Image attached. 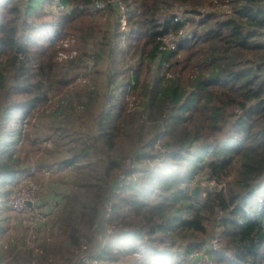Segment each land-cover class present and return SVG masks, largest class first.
<instances>
[{"label": "trees", "instance_id": "16d2710c", "mask_svg": "<svg viewBox=\"0 0 264 264\" xmlns=\"http://www.w3.org/2000/svg\"><path fill=\"white\" fill-rule=\"evenodd\" d=\"M180 6L187 16L173 12ZM53 7L61 10L51 20ZM101 11L112 19L102 22ZM106 24L112 32H102ZM189 26L194 28L188 31ZM263 32L264 0H0V206L7 204L15 179L28 172L30 155L40 150L20 126L47 104L48 95L59 98L77 79L76 74L65 80L58 71V53L68 50L58 42L75 38L71 49L78 55L64 63L81 62L80 91L94 72L100 75L96 67L103 58L110 65L103 93H95L91 80L93 91L65 96L67 104L59 108L60 122L71 106L79 120H88L84 129L93 130L56 127L53 143L67 141L70 156L56 166L35 163L41 175L58 168L71 174L70 180L60 175L52 182L67 185V195L50 189L44 195L46 203L55 201L50 209L58 219L56 233L38 240L34 229L30 241L22 233L4 241L0 264H80L82 255L76 259L73 252L91 243L112 176L128 156L133 172L143 175L141 184L115 200L109 222L129 229L99 236L95 264H191L186 257L199 251L207 264H264ZM89 38H95L94 61L83 50ZM12 57L18 65L10 63ZM145 71L153 75V85ZM142 97L150 110L155 105L160 110L149 117L156 121L147 126L152 135L143 144L133 140L140 134ZM71 99L82 111L77 113ZM12 120L15 128H9ZM20 137L33 150L19 149ZM124 137L130 145L122 152ZM96 149L121 152L103 163ZM142 162L148 165L143 170ZM199 176L222 185L202 203L188 188ZM155 196L159 202L151 200ZM128 211L142 220L135 229L121 216ZM209 219L217 234L207 232ZM3 230L0 223V234ZM213 236L217 250L209 248Z\"/></svg>", "mask_w": 264, "mask_h": 264}, {"label": "rangeland", "instance_id": "374dc122", "mask_svg": "<svg viewBox=\"0 0 264 264\" xmlns=\"http://www.w3.org/2000/svg\"><path fill=\"white\" fill-rule=\"evenodd\" d=\"M99 9L101 10H104V7L105 6H101V5H97ZM216 9V8H215ZM61 9L60 8H56V7H53L51 8V12L54 14V16H50V18L48 19H51V20H54L58 15V11H60ZM220 13H223L226 9L225 8H219L217 9ZM48 11V9L46 10ZM187 11V9L185 7H178L177 9H174L173 12L176 13L178 15L179 18H182L184 16H187V14H185V12ZM49 12V11H48ZM100 13H104L105 14V18H101L102 22L104 21H107V18L109 15L107 11H101ZM110 19H112V16H109ZM97 19L99 18L98 16L96 17ZM100 19L98 20V23H100L101 21ZM112 23H110L111 25ZM121 25H125V20L124 19H121ZM124 28V27H123ZM194 27L193 26H189V29H187L188 31H191ZM102 29V32L103 31H107L108 29V24L106 25H103L101 27ZM110 32H112V28L108 29ZM185 30V31H187ZM264 33V32H263ZM264 35V34H263ZM69 37V36H67ZM65 38L63 37L60 41L61 42H58V43H62L63 41L65 40H69L72 45H76V42H75V38L74 37H69V38ZM177 39V38H176ZM263 39H264V36H263ZM165 43H167V45H171L172 44V40L171 39H168V41ZM59 44H57L56 47H58ZM86 50V52H88V54H90V59L91 58L93 59V61L95 60V58L93 57V55L95 54V38H89V41L84 45V48L83 50ZM77 53V51H76ZM78 55V53H77ZM56 60V59H55ZM66 60L63 58V57H58L57 56V63H58V66H59V70L58 71H61V75H64L63 78L65 80H72L74 79L75 75L77 74V79L75 80V82L73 84H71L67 90H63L61 93H64L62 94V96H60L59 98H49V95H48V102L47 104L44 102L39 110L37 111V113L33 116V118L29 121H24V124L20 126L23 127L21 128V130L19 131L20 133H22L23 131V134L24 136L28 134V137L30 139V141H35L36 140V143L37 144V148L40 149V150H37V153H35V156H32L30 155L28 161H29V164L27 166V169H28V172L25 174V177L21 178V181L18 182L17 180L20 178L19 176L15 179V181H17L18 183H16V185L14 187H11V191H14V190H17L18 188H20L21 186H23L24 184H26V181H30L31 179H33L34 177H31L30 176V172L32 170V174L31 175H34L36 173V162L38 161H41L40 159L41 158H45V157H51L53 158L52 161L53 162H59L61 160H63V158L66 156V155H69L70 156V152L68 151V147H67V141L66 142H63L62 141V144L61 142L59 143H56L55 144L53 143V133L55 134V128L56 127H65V126H68L69 128H72L73 127V131H87L89 132V130L91 129V126L87 129H84L85 127L84 126H88L89 125V122L88 120H79V118H77L74 113H73V108L70 106V110L71 111H67V114H66V117L65 119H63L62 122L59 121L58 119V115H59V111H60V107L65 104H67V101H66V98H64L65 96H69L72 98V96H74V93H85L87 90L88 92L90 91H93V87L94 85L91 83V80L94 84H96L97 86V89H96V92L95 93H103L104 91V88L105 86L108 84V75L107 73L109 72V63L106 59H102L99 63V65L96 67V72L99 71L100 75H96L95 72L93 74V76L91 75L90 77H88V80H89V83H90V86H89V83L87 84L88 86V89H86L87 87H84L81 91L80 89L82 88L81 85H79L80 83H83V79H81V75L84 73L83 70H80L81 67H82V64L81 62H77V64H65ZM10 63H14L16 65H18L16 63V60L15 58H11L10 60ZM8 63L5 62L3 66H6ZM13 64V65H14ZM90 64V66L92 65V63H88V65ZM15 65V66H16ZM78 67L80 69H78ZM89 69V67H88ZM95 71V70H94ZM145 75H146V79L148 80V83L149 85H153V80H152V77L153 75L152 74H149L148 71H145ZM156 73V72H155ZM60 76V75H59ZM57 76V78L59 77ZM62 77V76H61ZM78 77L80 79H78ZM86 89V90H85ZM73 94V95H72ZM64 98V99H63ZM70 98H68L69 100ZM61 101V102H58L57 101ZM76 100H77V97H76ZM75 99H71V102L72 103V106H75V110H77V113L82 111V106H79V103L76 101ZM102 101L103 99L101 100V104H102ZM140 101V100H139ZM141 105L140 103L138 104L137 108L139 109V112L141 114V119L140 121L137 120V126H138V129L137 131H140V134L139 133H135L133 134V140L137 141L138 143H145L147 141V139H149L152 135V133H149L148 132V128L147 126L150 124V123H153L154 121H156V119H154L153 121H150L149 120V117H151V114L153 115H157L158 114V111L160 112L159 108L157 105H155V107L151 108V110L149 109V107H147L148 105V101H144V98L142 97L141 99ZM100 103L96 102L94 104V107L92 106V112L94 115H96L98 112H99V106ZM62 106V107H63ZM147 107V109H146ZM66 108H67V105H66ZM64 108H62L63 110ZM97 109V110H95ZM147 112L149 111L148 113H144V112ZM76 113V114H77ZM83 121V123L81 122ZM10 127L9 128H15V124L16 122H14V120H12L10 122ZM60 123H63V125L61 126ZM80 127L82 129H80ZM128 127V126H127ZM140 129V130H139ZM93 130V128L91 129V131ZM90 131V133H91ZM141 138H140V136ZM24 136H23V139H24ZM47 138V139H46ZM23 139L20 137V140H21V146L19 147V149L23 150V152H27V150L30 149V147L32 148L33 150V147L30 145L29 141L27 140V142H23ZM124 142H122V147L124 148L121 149L122 152L126 151V148L128 145H130L129 143L130 142H126L127 138L124 137ZM16 146L18 147L19 144H16ZM98 150H100V147L97 146L96 147ZM97 149L95 151V154L96 156H100L102 159H103V163H106L107 160H111L113 159V157H116L117 154H120L121 151H117L116 153L114 152H97ZM38 155V156H37ZM95 156V157H96ZM98 158V157H96ZM152 166L155 164L154 162L151 163ZM148 165H146L144 162L140 163V169L143 170L145 169V167H147ZM59 169V168H58ZM57 171V170H56ZM55 171V175L53 176L52 173H50L51 175L48 176V180H50L51 178V182H50V185H49V188L51 191H54L56 194H63V195H67V193L69 192V187L67 185H57L55 186L52 182L57 179L60 175H63V177L65 176L66 180H70L71 179V174H68L69 171L66 172V169H62V170H58L57 172ZM139 178H142L143 175L142 174H139L137 173ZM117 176V171L116 173L112 176L113 179ZM29 177V178H28ZM70 178V179H69ZM35 179V180H34ZM33 180L36 182V178H34ZM32 180V181H33ZM47 178H45V176L43 177H40L39 179V182L37 184V187H38V192H37V199L35 198V201L33 203V208L31 209V214L30 215H27V214H24L23 216L20 217V221H17V218L14 217L12 215V213L10 212L9 208H8V199H9V196L11 194L8 195V198L6 199L7 200V204L4 205V206H0V223L3 224V228L4 230L1 232L0 234V245L1 243L4 244V241L6 242L7 240H11V239H14V238H19L18 235L20 233H22L26 240L30 241L31 240V237H32V234H33V230L34 229H38V232H37V237H38V240H41L43 238V236H45L46 238L47 237H50L51 235H54L56 233V229H57V224H58V219H55L51 216V213L55 212V208L53 209H50L52 206H53V203L55 202L54 200L51 201L52 199L49 200L50 203H43L41 202V197L43 195V187H42V184H41V181H43L44 183L47 184L48 182ZM33 181V182H34ZM58 181V179L56 180ZM69 182V181H68ZM197 186L199 187V198L201 200V203L202 201L205 200V197L206 195L210 194L211 196H213L218 190L221 189L222 185H219V186H216L214 183H211V182H207V181H204L201 176L199 177H196L192 182L191 184L189 185V189H194V187ZM63 187H67L68 190L66 188H63ZM129 190V189H128ZM156 192V190H155ZM127 193V191H126ZM159 193V192H157ZM214 193V194H213ZM193 197V196H192ZM160 196H155L154 198L152 197L151 200H153V202H156V201H160ZM151 200H148L147 203L148 204H151ZM45 204V206L43 205ZM40 205H42L41 209L39 208ZM44 206V207H43ZM61 207V206H60ZM46 212L48 211L47 215H43V212ZM125 215V219L124 220V223H129V225H131L130 223H132L134 225L133 229L136 228V226H140L139 224V221H142L140 218H137L135 217L130 211L126 212L125 214H121V216ZM217 218L219 219L222 215H220L219 213L216 214ZM211 220L209 219V221H207V232H213L214 234H217L218 233V229L216 227H212L211 226ZM36 227H39V228H36ZM112 233L115 232V229L116 231L118 230L119 231H127V229H129V226L127 225V227L125 226H122V225H116L114 222L112 223ZM127 228V229H126ZM131 228H132V225H131ZM130 228V229H131ZM20 236V235H19ZM216 236H213V238L209 241V248L212 246V245H216L215 249H212V250H217L218 249V245H217V242H216ZM29 245V244H28ZM31 245V244H30ZM34 245V244H32ZM5 247V246H4ZM37 251V250H36ZM35 252V251H34ZM36 253V252H35ZM199 253H201V257L197 258V259H194L192 260L191 259V256L188 255L186 257V260L187 262H190L191 264H202L204 262H207L206 261V255L205 253L199 251ZM184 258V257H183ZM208 260V259H207ZM209 263V262H207ZM97 264V262H96Z\"/></svg>", "mask_w": 264, "mask_h": 264}, {"label": "built area", "instance_id": "2783aa9c", "mask_svg": "<svg viewBox=\"0 0 264 264\" xmlns=\"http://www.w3.org/2000/svg\"><path fill=\"white\" fill-rule=\"evenodd\" d=\"M169 38L165 39L167 42ZM63 47L68 49L66 52H59L58 57H63L66 61L74 59L76 56V52L71 48L72 43L69 40H65L62 43ZM71 49V50H69ZM90 67V64H89ZM135 165L131 157H126L119 162V166L117 169V176L114 179L112 184V188L109 191L107 199L104 201L101 209V215L99 216L98 223L96 224L91 235V243L87 246V244L82 243L77 249L74 250L73 254L77 259V256H81L80 264H95L94 260H92V252L95 253L98 250L97 244L99 241V236L108 237L112 234L114 228L112 227V223L109 222L110 217L112 215V208L114 202L117 198L123 196L126 191L133 186H138L141 184L140 178L137 173L133 172ZM32 172V170H31ZM30 172V175L32 174ZM25 177L21 176L17 181L20 182L21 178ZM38 187L35 182L32 180L26 181V184L11 192L8 199V208L12 215L17 218V221H20V217L24 214L30 215L31 209L33 208V203L35 198L37 199ZM113 228V230H112ZM216 245H212L210 249H215ZM203 252V251H201ZM205 253V252H203ZM201 253L194 252L190 254L191 259L194 260L195 257L200 256ZM207 258V256H206ZM197 259V258H196ZM207 261V259H206ZM74 262H77L75 260ZM73 262H67L65 264H72ZM202 264H207L204 262Z\"/></svg>", "mask_w": 264, "mask_h": 264}, {"label": "crops", "instance_id": "0c3cea01", "mask_svg": "<svg viewBox=\"0 0 264 264\" xmlns=\"http://www.w3.org/2000/svg\"><path fill=\"white\" fill-rule=\"evenodd\" d=\"M38 156V155H37ZM36 157V156H35ZM41 161L42 160H45V162H47L48 161V163L49 164H52L53 166H56L58 163L57 162H53L52 161V159H49L48 157H45L44 159L43 158H41L40 159ZM55 169H57V168H55ZM60 169H65V168H60ZM59 170V169H58ZM50 171V172H49ZM43 172V174L41 175V174H39L38 173V170L36 171V173L34 174V175H32V177H34V178H36V184H38V182H39V179H40V177H43V176H45V178H47V180H48V176L49 175H51L50 173H52V171L51 170H45V171H42ZM53 176L55 175V172L52 174ZM51 175V176H52ZM50 181H51V179L50 180H48V182H47V184L46 183H44L43 181H41V184H42V187H43V195H42V197H41V201H44L45 200V198H44V195H45V193L50 189L49 187H48V184H50ZM44 206H45V204H43ZM43 206V207H44Z\"/></svg>", "mask_w": 264, "mask_h": 264}, {"label": "water", "instance_id": "95a60500", "mask_svg": "<svg viewBox=\"0 0 264 264\" xmlns=\"http://www.w3.org/2000/svg\"><path fill=\"white\" fill-rule=\"evenodd\" d=\"M198 192H199V187L195 186L194 189H192L190 194H191V196H193L194 198L197 199V198H199Z\"/></svg>", "mask_w": 264, "mask_h": 264}]
</instances>
